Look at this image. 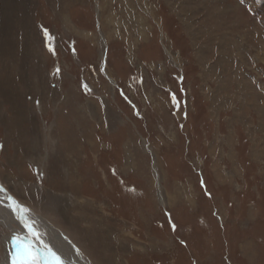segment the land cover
I'll return each instance as SVG.
<instances>
[{
    "label": "rangeland",
    "instance_id": "1",
    "mask_svg": "<svg viewBox=\"0 0 264 264\" xmlns=\"http://www.w3.org/2000/svg\"><path fill=\"white\" fill-rule=\"evenodd\" d=\"M9 7L16 56L0 51V77L12 76L0 88V184L37 214L72 198L55 213L62 225L47 217L61 234L48 244L66 247L70 264H264V0ZM27 35L36 59L23 53ZM81 202L114 263L64 228L83 236ZM9 230L0 222V264L20 257ZM30 240L44 264L46 242Z\"/></svg>",
    "mask_w": 264,
    "mask_h": 264
},
{
    "label": "bare ground",
    "instance_id": "2",
    "mask_svg": "<svg viewBox=\"0 0 264 264\" xmlns=\"http://www.w3.org/2000/svg\"><path fill=\"white\" fill-rule=\"evenodd\" d=\"M2 1V6H3V13H1V18H0V38L2 37V39H0V51L2 52L3 55H10L13 57V60L15 59V56L16 54L14 53V48L15 47V43L12 41L14 39H11L9 36L7 35H13L14 36V22L12 20V11H11V8L9 7V10H7L6 8V5L8 3H10L11 0H1ZM1 11V10H0ZM14 15V14H13ZM102 32V31H101ZM25 33H28V32H25ZM13 38V37H12ZM26 42L23 43V46L25 48H23V53L25 55L26 53V56L31 58V56L33 58L36 59V57H38L37 55V52H33L32 49H30V44L31 42L29 43V37L27 35L26 37ZM12 42V43H11ZM33 45V44H32ZM31 45V46H32ZM33 48V47H32ZM34 50V49H33ZM1 56V55H0ZM5 59V58H4ZM12 61V60H11ZM7 64V63H5ZM11 65V64H10ZM6 71V70H5ZM4 73V72H3ZM2 73V76L0 77V88L3 87L5 88L6 87V84H8L9 81L12 80V76L11 75H4ZM3 75L5 77H3ZM11 76V77H10ZM43 89V87H42ZM40 90V89H39ZM39 94L41 95L42 94V91H39ZM1 96H3V91L1 92ZM54 101V100H53ZM41 103V102H40ZM46 108V107H45ZM139 110V109H138ZM25 115V114H24ZM28 116V115H27ZM18 117V116H17ZM21 117V116H20ZM30 117V116H29ZM23 118H26V117H23ZM23 118H20L21 120H24ZM35 122V123H34ZM33 127L36 128V121H34L33 119ZM32 125V124H31ZM7 126L8 123H7ZM70 144V143H69ZM48 157V156H47ZM36 163V162H35ZM17 181V180H16ZM10 182V181H9ZM0 186H2L0 184ZM10 186V185H9ZM75 187H77L76 185H74ZM4 191L3 192H0V194L2 195L1 199H4L5 202H8V196H12L15 200L19 201L20 203L24 204L26 207H28L24 202H21L18 197H16V195H12L9 190H7L4 186H2ZM33 187V185H32ZM15 188V187H13ZM24 188V187H23ZM30 188V187H29ZM68 188V187H66ZM69 189V188H68ZM67 189V191H68ZM17 190V189H16ZM25 190V189H24ZM32 191V189H31ZM70 191V190H69ZM16 194L19 195V191H16ZM24 194V193H23ZM50 194V193H49ZM65 194V193H64ZM68 195H62V196H56V203L59 204L58 206H61V207H58L56 205V203L54 204L53 202H51V205L48 204L47 206H51V207H44L43 208V212H40V214L36 213V211H34L33 209H31L30 207H28L29 209H31V213L34 214V219L36 220V225H35V229L36 231L41 235H39V239L41 240L40 242L41 243H44L46 242L47 244L49 243V241L51 242L52 239H54V237H57L56 235H61L60 234V231L58 229H50L48 227V225L50 224L48 222V218L52 220L55 219L57 220V222H59L58 224H61L62 225V219L59 220L56 218V214L59 215L60 218H63L62 217V214L63 213V210H67L69 212V205H68V201H69V198L71 197H67ZM74 195H72L73 197ZM130 196V195H129ZM76 198V197H75ZM50 199V198H49ZM51 199L53 200V196L51 197ZM72 199V198H71ZM83 201V200H82ZM71 202V200H70ZM75 202V201H74ZM85 202V201H84ZM82 203V206L80 207L79 210H77V212H75V216L73 218L74 222L75 223H80L81 226L79 225V230L76 229L77 226H76V230L78 231V233L82 234L83 236L81 237L78 236L76 233V231L74 230L73 226H67L64 227L66 230H68L71 235L73 236V238L75 239V241L80 244L83 248H85L89 253H98L100 254V256L102 257H105V259L108 261L110 260V258L113 260V263L119 259H117V253L113 251H111L109 254L108 252L111 250V247L108 246L110 245V243H108V240L109 238L107 237H104V232L105 230H102L101 228L98 229V224L97 222L94 224L92 222V220H90V216H88L90 213L89 211H91L92 207L89 206L88 203ZM87 202V201H86ZM50 203V202H49ZM74 204V203H73ZM91 204V203H90ZM72 205V204H71ZM77 205V204H76ZM232 205V204H231ZM89 206V208H88ZM58 207V208H57ZM77 207V206H76ZM60 209V214H59V211L57 209ZM72 209H73V206H72ZM76 209V208H75ZM56 213V214H55ZM94 214V213H93ZM43 215V216H41ZM86 216V218H85ZM94 216V215H93ZM48 217V218H47ZM72 217V216H71ZM65 219V218H64ZM63 219V220H64ZM0 222H2L4 225H6L7 227L9 228H16V230L20 233V230H19V224H16L17 223V220H15L13 214L11 213L10 209L8 208V205L6 204H2V202L0 203ZM84 222V223H83ZM57 224V225H58ZM83 224V225H82ZM76 225V224H74ZM107 227L106 230L110 229L109 226L105 225ZM104 227V225H103ZM97 228V229H96ZM73 230V231H72ZM75 231V232H74ZM109 231V230H108ZM67 232V231H66ZM107 235H109L107 232H106ZM112 237V236H111ZM72 238V239H73ZM117 238V237H115ZM51 239V240H50ZM56 239V238H55ZM113 239V238H112ZM121 240V239H120ZM9 241V240H8ZM88 241V242H87ZM119 241V240H118ZM116 243V241H115ZM121 243V241H120ZM120 243H119V250H120ZM45 244V243H44ZM122 244V243H121ZM125 244V243H124ZM51 245V244H49ZM61 245V244H60ZM63 245V244H62ZM116 245V244H114ZM64 246V245H63ZM71 246V245H70ZM73 246V245H72ZM93 246V247H91ZM122 246V245H121ZM125 246V245H124ZM57 247V246H56ZM65 247V246H64ZM93 249H97L95 252L92 250ZM57 249L61 252H63L62 254H66L65 253V250L64 249H67L66 247L65 248H61L59 249L57 247ZM116 250V248H115ZM68 251V250H67ZM86 251V252H87ZM95 253V254H96ZM120 253V252H119ZM118 253V254H119ZM109 254V255H107ZM112 254H113V258H112ZM67 255V254H66ZM93 255V254H92ZM97 255V254H96ZM107 255V256H106ZM98 256V255H97ZM111 256V257H110ZM119 257V256H118ZM6 259V258H5ZM116 259V260H115ZM74 262H76V260H74ZM73 262V264H74ZM78 262V261H77ZM69 264H70V261H69ZM119 264V263H118Z\"/></svg>",
    "mask_w": 264,
    "mask_h": 264
},
{
    "label": "snow or ice",
    "instance_id": "3",
    "mask_svg": "<svg viewBox=\"0 0 264 264\" xmlns=\"http://www.w3.org/2000/svg\"><path fill=\"white\" fill-rule=\"evenodd\" d=\"M4 189L0 186V192ZM8 208L13 214L15 220L19 221L24 228L28 230V235H21L16 228L12 227L9 230V235L6 237L11 244L19 251L20 257L15 254L12 257L13 264H38L37 257L31 249V238L39 239V233L35 229L36 220L31 209L24 204L15 200L12 196H8ZM40 259L44 264H69L63 254L57 249L55 245L47 243L42 245L40 250Z\"/></svg>",
    "mask_w": 264,
    "mask_h": 264
}]
</instances>
